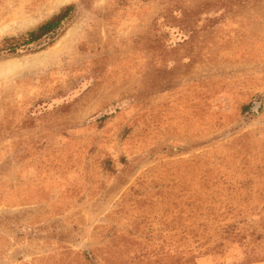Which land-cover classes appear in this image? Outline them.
<instances>
[{"label":"rangeland","instance_id":"374dc122","mask_svg":"<svg viewBox=\"0 0 264 264\" xmlns=\"http://www.w3.org/2000/svg\"><path fill=\"white\" fill-rule=\"evenodd\" d=\"M259 261L264 0H0V264Z\"/></svg>","mask_w":264,"mask_h":264},{"label":"trees","instance_id":"16d2710c","mask_svg":"<svg viewBox=\"0 0 264 264\" xmlns=\"http://www.w3.org/2000/svg\"><path fill=\"white\" fill-rule=\"evenodd\" d=\"M76 11L75 4H68L53 15L50 19L43 22L37 28L32 29L19 37H6L3 39V49L9 51H17L22 47H26L47 37H58L65 30L67 23L72 19ZM251 104L244 106L243 110L251 109Z\"/></svg>","mask_w":264,"mask_h":264},{"label":"crops","instance_id":"0c3cea01","mask_svg":"<svg viewBox=\"0 0 264 264\" xmlns=\"http://www.w3.org/2000/svg\"><path fill=\"white\" fill-rule=\"evenodd\" d=\"M250 264H264V261L253 262V263H250Z\"/></svg>","mask_w":264,"mask_h":264},{"label":"bare ground","instance_id":"6f19581e","mask_svg":"<svg viewBox=\"0 0 264 264\" xmlns=\"http://www.w3.org/2000/svg\"><path fill=\"white\" fill-rule=\"evenodd\" d=\"M64 1H67V0H64Z\"/></svg>","mask_w":264,"mask_h":264}]
</instances>
